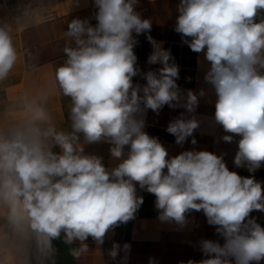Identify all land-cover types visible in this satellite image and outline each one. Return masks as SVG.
<instances>
[{"label":"clouds","instance_id":"clouds-1","mask_svg":"<svg viewBox=\"0 0 264 264\" xmlns=\"http://www.w3.org/2000/svg\"><path fill=\"white\" fill-rule=\"evenodd\" d=\"M71 3L79 7L80 0ZM137 4L92 0L96 11L91 18L68 22L65 59L51 79L37 90L21 92L0 117L4 230L18 250L34 247L36 264H55L52 241L61 238L78 245L69 251L79 260L90 251L89 237L99 247L110 230L135 218L144 202L138 185L156 197L161 222L184 227L190 212H203L223 239V244L200 240L204 258L186 264H261L264 227L251 213H264L262 183L230 171L223 155L207 150L169 157L159 139L144 131L148 109L159 114L165 105L181 107L185 113L166 131L178 145L189 137L195 145L193 133L202 122L195 112L206 92L179 88V66L163 42L150 35L148 63L162 67L141 73L136 37L150 33L152 21L142 18ZM176 10L174 31L209 64L204 81L216 97L214 122L229 133L222 140L240 137L234 164L254 173L264 166V0H180ZM13 33L11 26L0 25V84L22 56L31 55L18 50ZM138 75L145 85L133 83ZM61 97L70 98V130L60 126L53 112ZM100 142L110 145L118 161L114 167L85 152L87 145ZM120 250L114 243L108 255L115 260Z\"/></svg>","mask_w":264,"mask_h":264},{"label":"crops","instance_id":"crops-1","mask_svg":"<svg viewBox=\"0 0 264 264\" xmlns=\"http://www.w3.org/2000/svg\"><path fill=\"white\" fill-rule=\"evenodd\" d=\"M179 2L180 0H138L136 11L142 18L151 19L152 29L150 33L136 37L138 44L134 52L141 73L156 71L162 67L160 64L148 63L150 43L146 36L150 35L154 40L163 42V48L170 50L174 62L179 66V79L176 81L179 88L184 92L192 90L196 93L201 89L205 90L206 95L200 98L195 112L197 118L202 121L201 126L193 133L197 143L193 145L192 137H189L183 145H178L175 136L166 131L170 121L185 113V109L181 107L170 108L165 105L159 114L148 109L144 131L159 139L167 149L169 157L186 150H207L223 155L228 169L239 174L242 169H247L238 168L234 164L240 137L234 136L231 143L223 141L222 137L229 133H225L223 127L214 122L216 97L204 81L209 64L204 60L202 53L193 52L182 42L181 34L174 31L178 16L176 7ZM95 11L92 0H80L79 7L71 3V0H0V25L11 26L18 50L23 53L27 49L31 54L22 56L8 80L0 84V117H3L6 109L12 108L21 92L43 87L51 79L55 67L62 64L65 59L62 51L63 32L67 31L68 22L77 17L91 18ZM47 14H52L54 18L42 21V17ZM91 23L95 25L96 21L92 19ZM133 83L145 85L146 80L142 75H138L133 78ZM69 106L70 98L67 97L57 98L53 104L55 118L65 130H70ZM109 148V144L100 142L87 145L85 152L102 156L105 166L111 168L118 161L111 157ZM253 174L258 176L257 181L264 187V166ZM137 195L142 196L144 202L135 218L110 230L103 245L99 247L89 237L86 243L90 251L79 260L74 259L69 251L71 247L78 245H67L63 238L53 240L52 244L56 250L55 264H150V260L152 264H186L188 260L200 261L204 258L199 249L200 240H218L223 244V239L215 233V228L207 223L203 212H197L196 215L189 213L188 223L180 227L174 222H161L158 219L159 212L155 207L156 197L153 194L139 189L137 185ZM251 216L264 227V213L254 211ZM114 243L121 246L115 260L108 255ZM125 244L130 246L127 251L123 250ZM0 264H36L34 247L28 246L23 251L18 250L14 239L4 230L2 215ZM261 264H264V261H261Z\"/></svg>","mask_w":264,"mask_h":264},{"label":"built area","instance_id":"built-area-1","mask_svg":"<svg viewBox=\"0 0 264 264\" xmlns=\"http://www.w3.org/2000/svg\"><path fill=\"white\" fill-rule=\"evenodd\" d=\"M53 18H54V16L52 14H47V15L42 17V21H49V20H52ZM155 41L158 42V43L160 42V41H157V40H155ZM152 52H153V46H152V44H150V55L152 54ZM239 175L242 176V177H249V176H252V175L255 176V174L250 173L247 169H242L240 171ZM255 179L258 180V176H255ZM190 214L191 215H196L197 212L196 211H192V212H190Z\"/></svg>","mask_w":264,"mask_h":264}]
</instances>
